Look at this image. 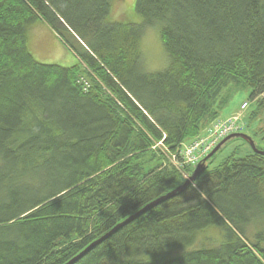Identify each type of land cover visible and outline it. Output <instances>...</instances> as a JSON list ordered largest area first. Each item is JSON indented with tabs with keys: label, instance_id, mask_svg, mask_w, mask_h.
<instances>
[{
	"label": "trees",
	"instance_id": "16d2710c",
	"mask_svg": "<svg viewBox=\"0 0 264 264\" xmlns=\"http://www.w3.org/2000/svg\"><path fill=\"white\" fill-rule=\"evenodd\" d=\"M113 5L0 0V264H64L182 184L194 168L169 155L181 162L228 84L264 104V0H136L138 23L109 20ZM40 21L73 64L33 56ZM150 26L167 62L155 71L141 48ZM215 154L73 264H264V154Z\"/></svg>",
	"mask_w": 264,
	"mask_h": 264
},
{
	"label": "rangeland",
	"instance_id": "374dc122",
	"mask_svg": "<svg viewBox=\"0 0 264 264\" xmlns=\"http://www.w3.org/2000/svg\"><path fill=\"white\" fill-rule=\"evenodd\" d=\"M135 2L136 0H115V5L112 7L109 20L121 19L138 23L140 17L135 12ZM59 40L60 39L56 37L44 22H36L28 29V46L31 53L38 61L44 63H60L65 66L73 64L75 58L69 56V51ZM141 48L145 58L144 61L148 65V70H160L167 65L160 43L157 26H150L143 30L141 36ZM164 62L165 64H163ZM249 92L250 88L243 85L228 84L223 91V95L227 96L228 100L221 107H218L217 103L215 104L218 116L206 123L200 131L201 136L198 134L199 137H193L184 142L183 147H190L192 144H195L193 147L194 149L192 148L190 152H185L184 155L182 154L183 157H189V159L195 157H198L199 159L202 157L204 153L203 149H208L220 139L215 138V134L212 133V130L215 126L218 127L217 124H220L221 122L223 126H229L233 129L229 134H247L251 137L255 146L264 151V136L262 133L258 135L253 134L257 128L261 129L264 127V104L261 106L258 104L260 97L258 100L249 99ZM242 103H246L244 108H242ZM254 111L257 112L254 113ZM243 140L244 139L240 137H236L227 141L222 148L216 152L214 156L215 162H219L231 153H234L236 157H243L248 154L251 147L245 142V140ZM156 145L161 146L160 144ZM186 149L187 148H185L184 151ZM162 151H167V149H162ZM191 165L189 162H184V160L181 163L173 162V166L179 169ZM211 228L216 230L209 231L206 237L209 239L212 238L215 241L220 238L219 231H221V229L219 227H210L208 229Z\"/></svg>",
	"mask_w": 264,
	"mask_h": 264
},
{
	"label": "water",
	"instance_id": "95a60500",
	"mask_svg": "<svg viewBox=\"0 0 264 264\" xmlns=\"http://www.w3.org/2000/svg\"><path fill=\"white\" fill-rule=\"evenodd\" d=\"M240 137L244 139L251 149L256 152H261L264 154V151L259 150L256 146L255 143L252 141L251 137L247 134L244 133H232L224 137L221 141H219L215 147L204 157L202 160L194 167L192 173L185 178L182 184L174 188L173 190L167 192L164 195H161L160 197H157L153 201L147 203L137 211H135L133 214L128 216L126 219H124L122 222L116 224L114 227H112L109 231H107L105 234H103L102 237L92 241L90 244H88L85 248H83L80 252H78L76 255L71 257L68 261H66L64 264H73L76 262L78 259H80L82 256H84L89 250H91L93 247H95L97 244L102 242L104 239L109 237L111 234H113L116 230L121 228L123 225L127 224L134 218L138 217L148 209L154 207L155 205L159 204L160 202L167 200L177 194L182 193L183 191L186 190V188L203 172L204 170V165L207 159H209L215 152H217L223 144H225L228 140Z\"/></svg>",
	"mask_w": 264,
	"mask_h": 264
},
{
	"label": "built area",
	"instance_id": "2783aa9c",
	"mask_svg": "<svg viewBox=\"0 0 264 264\" xmlns=\"http://www.w3.org/2000/svg\"><path fill=\"white\" fill-rule=\"evenodd\" d=\"M245 107V103L242 105V108H244ZM216 124V123H215ZM218 125V127L217 126H215L214 127V129L212 130V133L213 134H215V138L216 139H219V138H222L223 136H225V135H227V134H229L230 132H232L233 131V129H231L229 126H223V124H222V122L220 123V124H217ZM210 132H211V130H210ZM195 144V143H194ZM194 144H192L190 147H183V149L179 152V157H180V159L183 161L184 160V162H189V164H193V163H195V162H197L199 159H198V157H195V158H193V159H189V157H185V159H184V157H183V155L185 154V152H190L191 150H192V148L194 147ZM198 144H200V143H198ZM198 144H196V145H198ZM203 144H206V143H203ZM213 147V145H211L208 149H206L205 150V148L203 149V155H205L209 150H210V148H212ZM185 148H187L185 151H184V149ZM197 148V147H196ZM200 148V147H199ZM198 148V149H199ZM194 149V148H193ZM201 153V154H202ZM183 154V155H182ZM202 155V156H203ZM174 158V157H173ZM181 161V162H182ZM177 162V161H176ZM180 162V163H181Z\"/></svg>",
	"mask_w": 264,
	"mask_h": 264
},
{
	"label": "crops",
	"instance_id": "0c3cea01",
	"mask_svg": "<svg viewBox=\"0 0 264 264\" xmlns=\"http://www.w3.org/2000/svg\"><path fill=\"white\" fill-rule=\"evenodd\" d=\"M60 41V40H59ZM61 42V41H60ZM62 43V42H61ZM63 44V43H62ZM64 45V44H63ZM65 46V45H64ZM68 50V49H67ZM69 51V50H68ZM69 56H72L73 58H75V56L73 55V53L71 51H69Z\"/></svg>",
	"mask_w": 264,
	"mask_h": 264
},
{
	"label": "bare ground",
	"instance_id": "6f19581e",
	"mask_svg": "<svg viewBox=\"0 0 264 264\" xmlns=\"http://www.w3.org/2000/svg\"><path fill=\"white\" fill-rule=\"evenodd\" d=\"M122 222V221H121ZM120 223V222H119ZM102 237V236H101Z\"/></svg>",
	"mask_w": 264,
	"mask_h": 264
}]
</instances>
